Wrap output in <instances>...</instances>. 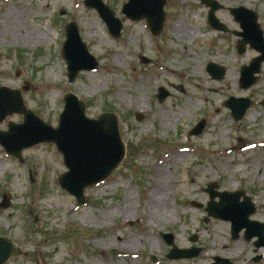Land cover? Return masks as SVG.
<instances>
[{
	"label": "rangeland",
	"instance_id": "1",
	"mask_svg": "<svg viewBox=\"0 0 264 264\" xmlns=\"http://www.w3.org/2000/svg\"><path fill=\"white\" fill-rule=\"evenodd\" d=\"M101 1L122 24L118 39L85 0H0V20L6 15L13 22L18 11L22 33L46 36L20 43H13L10 34L2 37L0 88L20 90L26 109L53 128L64 109L63 97L74 94L86 103L90 119L115 114L127 146L124 162L104 183L87 188L85 204L79 207L58 183L67 168L54 145L26 149L19 161L0 144V237L22 252L5 264H264V247L255 246L258 238L246 240L241 232L233 240L230 222L205 221V190L216 183L219 192L246 194L256 207L250 220L264 225V64L259 81L242 90V67L258 53L247 48L238 54L237 33L243 30L230 13L239 8L255 12L264 33V0H213L222 6L215 17L228 32L209 25L210 9L202 0H168L158 36L145 19L127 18L123 7L128 0ZM149 1L141 0V11L160 3ZM70 22L78 26L98 64L80 72L72 83L62 57ZM178 22L206 38L178 42L173 35ZM210 64L222 67L221 80L207 71ZM160 89L168 94L162 101ZM230 97L252 102L239 122L224 106ZM157 114L168 121L165 127ZM202 120L203 133L189 136ZM10 123L22 124L23 116H7L0 131L7 132ZM161 170L166 175L161 185L167 196L164 206L173 220L150 226L144 217L146 200ZM107 211L111 216L105 218ZM84 216L92 219L83 221ZM164 236H172L180 250L201 252L193 259L170 260ZM131 237L149 238L153 244L140 240L139 248L128 249L124 242ZM215 241L217 247L238 249V255L216 252L211 257L206 251Z\"/></svg>",
	"mask_w": 264,
	"mask_h": 264
},
{
	"label": "water",
	"instance_id": "2",
	"mask_svg": "<svg viewBox=\"0 0 264 264\" xmlns=\"http://www.w3.org/2000/svg\"><path fill=\"white\" fill-rule=\"evenodd\" d=\"M167 1L160 0L156 7L153 5L144 12L140 9L141 0H128V3L123 7V13L131 21L145 19L151 33L158 36L163 30L164 6ZM148 2V4L152 3L149 0ZM203 3L210 7L208 16L210 26L219 31H226V28L215 17V12L221 9V6L212 0H203ZM85 5L98 12L113 38H120L122 24L108 6L101 0H85ZM231 13L243 30V33L240 34L243 40L239 44L238 52L242 54L246 45H249L261 54L241 72L240 86L247 90L258 81L257 75L264 62L263 32L254 12L239 8L232 9ZM65 32L66 41L63 45L62 55L67 63L68 80L72 83L80 72L92 71L97 68L98 64L90 55L75 23H69ZM145 63L147 62L145 61ZM207 71L216 80H221L225 74L224 70L215 64H210ZM159 92V99L162 101L168 94L164 89H160ZM63 102L64 109L59 116L58 126L53 128L26 109L21 91L1 87L0 124L12 114L22 115L23 123L19 125L10 123L7 132L0 131V144L7 155L20 161H22V152L25 149L43 143L54 144L57 151L63 156L64 165L68 170L58 179V183L63 190L76 198L78 206H82L85 204L84 191L106 181L113 171L124 162L126 144L120 135L118 118L115 114L103 113L97 119H89L86 116L85 102L79 100L74 94L65 95ZM224 105L232 111L234 120L238 122L250 108L251 101L231 97ZM205 126L206 122L202 120L192 129L189 136H200ZM29 135H31V141L27 142ZM16 137H19V140H16ZM216 189H218L217 184L211 183L206 190L210 202L207 207L208 218L205 221L211 217L231 222L233 240H237L240 233L245 230L246 240L257 237L256 248L264 247V225L250 220V217L256 212L250 198L243 192L220 193ZM241 197L244 198L242 203L240 202ZM216 198L219 199V202L215 201ZM164 239L171 247L167 256L170 260L193 259L201 252L196 248L178 249L173 243L172 236H164ZM21 254V250L11 240L0 237V264H5L10 258ZM152 260L155 261V258L153 257ZM220 263L229 264L227 261Z\"/></svg>",
	"mask_w": 264,
	"mask_h": 264
},
{
	"label": "bare ground",
	"instance_id": "3",
	"mask_svg": "<svg viewBox=\"0 0 264 264\" xmlns=\"http://www.w3.org/2000/svg\"><path fill=\"white\" fill-rule=\"evenodd\" d=\"M17 14L14 16L16 17L13 22H10L8 20V16L4 15L1 20H0V41H2V37H5L7 35H11L12 42L13 43H20V42H27L30 40H43L45 39V35L43 33H36V34H24L23 30V25L20 23L21 16L18 11H16ZM19 20V21H18ZM13 29L12 33H10V29ZM173 35L175 36V39L180 42V41H196V40H203L206 38L207 34H200L199 31H194V30H189L188 25H184L182 22H178L176 26L174 27ZM22 37H25L24 39H21ZM195 67H197V62L195 63ZM173 70V69H170ZM194 73L196 74L195 68L193 69ZM157 118L160 120L162 123V127H165L168 123V121L163 118L162 116H159L157 114ZM253 119V117H252ZM161 175H158L155 180V186L156 188L151 192L150 196L146 200V209L144 211V217L147 220L148 225H160L163 223L171 222L173 220V216L171 214L170 209L168 207L164 206V203H166V195L163 190V179L166 178V175L164 177L163 171H160ZM264 179V175L262 177ZM230 185H234L232 182ZM128 204V202L126 203ZM110 212V214H109ZM112 211H107L104 212L105 215H103L105 218H108L111 216ZM107 213V214H106ZM83 221H89L92 219V216L86 217L84 216ZM260 219L264 221V212L263 215L260 216ZM93 226V225H90ZM220 229V228H219ZM199 232H196L195 234L198 235ZM221 233V231H218L217 236ZM144 238L141 237H131L129 240L124 242V245L127 246L128 249H136L139 248V241H146L148 244H153L152 240L147 238L146 240H143ZM207 253H212L210 255L211 257L213 254L216 252L219 253V255H230V257H236L238 255L239 250L236 248H224L223 246L217 247L216 241L213 243V246L206 251ZM207 259V257H205ZM202 261V260H201ZM199 264H202L201 262Z\"/></svg>",
	"mask_w": 264,
	"mask_h": 264
},
{
	"label": "flooded vegetation",
	"instance_id": "4",
	"mask_svg": "<svg viewBox=\"0 0 264 264\" xmlns=\"http://www.w3.org/2000/svg\"><path fill=\"white\" fill-rule=\"evenodd\" d=\"M237 36V35H236Z\"/></svg>",
	"mask_w": 264,
	"mask_h": 264
}]
</instances>
